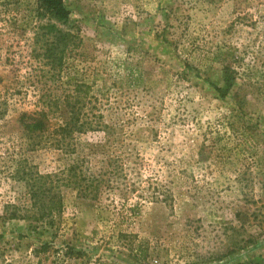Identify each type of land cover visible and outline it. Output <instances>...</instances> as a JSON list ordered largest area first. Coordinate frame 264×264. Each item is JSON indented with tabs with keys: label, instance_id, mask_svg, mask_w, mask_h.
<instances>
[{
	"label": "rangeland",
	"instance_id": "374dc122",
	"mask_svg": "<svg viewBox=\"0 0 264 264\" xmlns=\"http://www.w3.org/2000/svg\"><path fill=\"white\" fill-rule=\"evenodd\" d=\"M64 2L83 39L64 76H88L106 119L119 121L117 162L97 201L63 190L57 228L0 222V264H264V0ZM36 7L0 0L2 151L19 112L34 108L24 82L37 65ZM121 61L144 81L115 94L109 74ZM105 138L79 140L94 151ZM28 156L42 172L66 159L48 148ZM13 196L0 181V204Z\"/></svg>",
	"mask_w": 264,
	"mask_h": 264
},
{
	"label": "trees",
	"instance_id": "16d2710c",
	"mask_svg": "<svg viewBox=\"0 0 264 264\" xmlns=\"http://www.w3.org/2000/svg\"><path fill=\"white\" fill-rule=\"evenodd\" d=\"M34 13L37 26L30 58L37 65L25 76L24 85L34 94L35 102L33 109L19 112L17 129L5 145V151L0 148V181H11L14 191L13 197L0 204V222L26 220L38 230L57 228L64 209V189H73L79 197L97 201L109 187L112 172L109 169L117 162L109 154L112 146L109 142L119 121L106 119L103 110L106 106L99 103L88 76L80 79L70 74L65 79L70 60L81 59L83 39L70 25L64 0H37ZM119 63L117 70L109 74L112 85L108 89H116L115 94H122L125 87L144 81L140 69L126 65L125 61ZM235 77L226 72L228 89ZM9 99L0 91V139H3L2 122L9 111ZM90 132L105 134L99 150L85 148L79 140L81 135ZM47 148L59 151L66 158L61 169L42 172L28 156ZM93 155L95 159L101 156L98 168L92 165ZM164 199L168 201L167 197Z\"/></svg>",
	"mask_w": 264,
	"mask_h": 264
}]
</instances>
